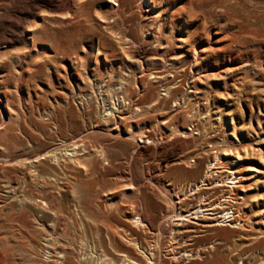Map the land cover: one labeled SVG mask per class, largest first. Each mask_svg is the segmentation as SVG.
Returning <instances> with one entry per match:
<instances>
[{
  "label": "rangeland",
  "instance_id": "rangeland-1",
  "mask_svg": "<svg viewBox=\"0 0 264 264\" xmlns=\"http://www.w3.org/2000/svg\"><path fill=\"white\" fill-rule=\"evenodd\" d=\"M0 264H264V0H0Z\"/></svg>",
  "mask_w": 264,
  "mask_h": 264
},
{
  "label": "bare ground",
  "instance_id": "bare-ground-1",
  "mask_svg": "<svg viewBox=\"0 0 264 264\" xmlns=\"http://www.w3.org/2000/svg\"><path fill=\"white\" fill-rule=\"evenodd\" d=\"M145 140H143V142H141V143H143V144H146V141L147 140H149V139H147L146 137L144 138ZM219 168V167H218ZM215 169H217L215 166H214V164L213 163H211L210 164V166H209V168H208V170H207V172H206V175H205V177L201 180V182H199L198 184H196V185H193V186H190L188 189H186V194L188 193V194H195V193H197V192H199L201 189H203L207 184H206V182H205V180L207 179V177H211L210 175H213L214 173H213V171L215 170ZM234 176V175H233ZM237 178L235 177V178H233L232 180L233 181H231V182H229L230 184H238V181H236L235 182V180H236ZM222 180V179H221ZM224 187V186H223ZM230 187V186H229ZM232 188V190H233V188H235V186L234 187H231ZM180 199V198H179ZM201 202V201H200ZM222 205V204H221ZM223 207V206H222ZM222 209V208H221ZM211 210H212V208H211ZM209 208L208 209H205V208H203V207H198L196 210H194L193 212H190V214L189 215H187V216H185V218L184 217H182V218H180V220L181 221H184L186 218H193V219H198L199 220V218L200 217H205V216H211V215H217V218H219L220 220L218 221V225H227V224H229L230 222H232V220H233V218H234V216L230 213V212H222V213H217V214H213V213H210L209 211H211ZM176 217H179V216H176ZM209 219H214V218H209ZM235 219V218H234ZM175 220V219H174ZM188 221V220H187ZM140 224L142 225V222H140ZM201 225V224H200ZM143 226L145 227V225L143 224Z\"/></svg>",
  "mask_w": 264,
  "mask_h": 264
},
{
  "label": "built area",
  "instance_id": "built-area-1",
  "mask_svg": "<svg viewBox=\"0 0 264 264\" xmlns=\"http://www.w3.org/2000/svg\"><path fill=\"white\" fill-rule=\"evenodd\" d=\"M144 139H140L139 142H143ZM139 142H138V145H139ZM142 144V143H141Z\"/></svg>",
  "mask_w": 264,
  "mask_h": 264
}]
</instances>
